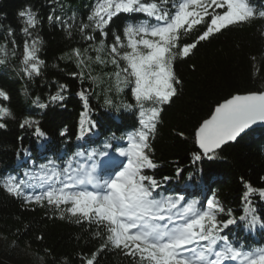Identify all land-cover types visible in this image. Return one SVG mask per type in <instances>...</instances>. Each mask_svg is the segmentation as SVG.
Listing matches in <instances>:
<instances>
[{
    "label": "snow or ice",
    "instance_id": "1",
    "mask_svg": "<svg viewBox=\"0 0 264 264\" xmlns=\"http://www.w3.org/2000/svg\"><path fill=\"white\" fill-rule=\"evenodd\" d=\"M48 7L51 11L46 19L50 25L64 31L70 41L78 35L75 46L59 59L74 63L76 71L69 76L82 85L77 93L84 109L79 121L80 136L97 128L89 106L93 89L83 87L88 80L99 83L91 75L93 65L112 66L113 71L105 75L109 80L114 78L115 91L121 93L129 88L135 100L134 105H116L105 96L104 107L135 108L139 128L119 138L127 143L126 147L115 148L116 157L109 151L113 145L106 142L101 150L67 157L63 165L49 159L36 171H26L19 177L10 175L0 181V188L21 199L22 206L39 205L61 219L87 223L90 228L95 225L93 237L100 242L94 250L79 254L80 264H100L102 254L112 249L133 264H264V247L245 250L224 234L241 222L249 229L260 223L251 197L258 194L264 201V188H256L242 178L241 199L245 206L237 217L233 209H226L215 198L201 204L180 194L183 189L168 194L162 189L170 177H164L162 183L146 174L159 166L153 158L152 140L164 105L172 102L181 85L173 61L190 57L198 45L232 25L250 23L257 16L264 18V10H255L248 0H94L86 19L77 20L75 13H65L63 5H57L55 0ZM121 16L126 18L122 31L120 26L114 30L112 26ZM17 18L21 21L22 42L11 26L0 39L11 45L12 55L20 51L21 73L34 80L46 67L41 58L44 42L39 35L43 22L30 5L19 10ZM194 31L197 34L191 42H182ZM0 52L4 53L0 64H5L8 51L0 45ZM251 59L255 61L256 57ZM66 90L67 85L60 84L48 103H41L39 98L33 103L41 110L49 103H62ZM0 101H10L3 89ZM7 119L16 117L6 103H0V129L7 128ZM258 123L264 124V90L230 95L195 129L199 151L193 154V162L215 159L223 146L237 142ZM39 125L33 116L19 122L21 129H31L36 137L44 139L46 134ZM65 134L66 129L60 133ZM82 158L84 163L80 162ZM105 167L111 171L101 175ZM182 174L183 169L177 168L176 175ZM193 178L191 174L188 177ZM259 181L264 183V176ZM225 213L226 218L220 219ZM36 239L42 240L43 236Z\"/></svg>",
    "mask_w": 264,
    "mask_h": 264
},
{
    "label": "trees",
    "instance_id": "2",
    "mask_svg": "<svg viewBox=\"0 0 264 264\" xmlns=\"http://www.w3.org/2000/svg\"><path fill=\"white\" fill-rule=\"evenodd\" d=\"M54 0H0V35L11 26L16 29L18 40L21 21L19 10L31 6L43 22L39 35L43 40L41 58L46 61L42 74L34 80L24 78L21 73L20 51L11 54V45L0 39L8 51L5 64H0V89L6 91L10 101L6 103L16 119H7V128L0 129V181L6 176H22L26 171H36L38 166L49 159L62 165L66 154L79 149L95 148L103 145L115 135L116 141L139 128L138 113L135 108L104 107L105 96L116 105L135 104L129 88L117 93L114 78L105 75L113 71L112 66L93 65L91 75L99 83L91 80L83 84L92 88L89 106L93 110V120L97 128L90 137L76 136L83 112V101L78 92L81 82L70 78L76 71L74 63L59 57L75 46L74 36L70 41L60 28L50 25L46 19ZM63 5L67 14L75 13L77 20L86 19L94 0H55ZM264 10V0L256 2ZM125 17L121 16L112 26L122 31ZM196 31L182 38L191 42ZM264 18L258 16L247 24H236L215 35L210 41L202 42L188 58H177L173 69L181 80L177 95L170 104L164 105L152 145L153 158L159 165L146 174L153 175L163 183L164 177L171 179L162 190L183 189L187 196H210L226 208L233 209L237 217L243 214L244 191L242 178L256 188H264L259 177L264 176V127L251 130L237 142L229 143L218 151L215 159L193 162L196 147L194 132L199 123L210 115L214 106L235 93L264 90ZM256 57L255 61L251 58ZM4 53L0 52V59ZM60 84L67 85L62 103H49L41 110L33 103L39 98L48 103L50 95L58 91ZM33 116L40 122L46 138L36 137L31 129H21L19 122ZM66 134L61 136V131ZM180 133H183L181 136ZM183 174L176 175V169ZM194 178L189 180V175ZM256 215L264 225V201L258 194L251 197ZM47 213V215H46ZM220 219L226 218V213ZM25 226L27 231L25 232ZM245 224L230 226L236 236ZM264 228V227H263ZM20 230V235H17ZM252 231V229H250ZM95 225L77 224L74 219H61L45 207L39 205L22 206V200L9 195L0 188V264H80L79 254L94 250L99 240L93 237ZM249 232V231H248ZM244 233V231H242ZM37 236H43L37 240ZM100 264H133L118 250L112 249L102 254Z\"/></svg>",
    "mask_w": 264,
    "mask_h": 264
},
{
    "label": "water",
    "instance_id": "3",
    "mask_svg": "<svg viewBox=\"0 0 264 264\" xmlns=\"http://www.w3.org/2000/svg\"><path fill=\"white\" fill-rule=\"evenodd\" d=\"M235 94H244V93H235ZM228 98H230V97H228ZM221 102H223V100H222ZM221 102H219V103H221ZM216 105H217V104H216ZM216 105L214 106V108L216 107ZM214 108H213V110H214ZM211 113H212V112H211ZM210 115H211V114H210ZM210 115H209L208 117H206L205 119L209 118ZM202 121H203V120H202ZM202 121H201V122H202ZM261 126H264V124H259V123H258V124H256V125H254L251 129H253V128H255V127H261ZM251 129H250V130H251ZM250 130H248V131H250ZM248 131H247V132H248ZM196 146H197V148H198V145H197V144H196ZM198 149H199V148H198Z\"/></svg>",
    "mask_w": 264,
    "mask_h": 264
},
{
    "label": "rangeland",
    "instance_id": "4",
    "mask_svg": "<svg viewBox=\"0 0 264 264\" xmlns=\"http://www.w3.org/2000/svg\"><path fill=\"white\" fill-rule=\"evenodd\" d=\"M42 263H43V264H47V263H45V262H44V260H43V259H42Z\"/></svg>",
    "mask_w": 264,
    "mask_h": 264
}]
</instances>
